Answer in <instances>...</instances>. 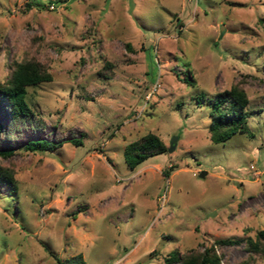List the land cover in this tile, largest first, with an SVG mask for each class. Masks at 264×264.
Here are the masks:
<instances>
[{"label":"rangeland","instance_id":"1","mask_svg":"<svg viewBox=\"0 0 264 264\" xmlns=\"http://www.w3.org/2000/svg\"><path fill=\"white\" fill-rule=\"evenodd\" d=\"M31 57L52 78L27 87L40 120L7 133L0 104V147L13 149L0 163L17 182H0V264H57L48 249L178 264L165 261L173 249L264 227V0H0V82ZM238 81L252 135L214 142L212 101ZM147 131L175 147L132 169L124 147ZM33 138L63 143L24 149ZM217 251L223 264L247 255Z\"/></svg>","mask_w":264,"mask_h":264},{"label":"trees","instance_id":"2","mask_svg":"<svg viewBox=\"0 0 264 264\" xmlns=\"http://www.w3.org/2000/svg\"><path fill=\"white\" fill-rule=\"evenodd\" d=\"M126 47L131 49L129 42L126 43ZM51 78L52 75L47 65L37 58H24L14 62L6 81L0 82V104H3L6 111L7 133H10L21 121L40 120L26 100L27 87L30 84L51 80ZM188 81L194 82L191 78ZM201 98L203 99V95ZM248 102V93L240 81L217 92L209 111L208 130L212 141L224 142L238 131H249L247 122L249 112L246 108ZM3 129L4 126L0 123V133ZM250 134L252 135V132ZM69 140L74 143L81 142L80 138ZM62 143V140L33 138L26 140L23 148L31 151H45L52 150ZM166 150L167 145L163 139L157 133L147 131L126 143L123 154L127 165L133 169L147 157ZM12 153V148L0 147V156L6 157ZM0 182L8 187L10 193L17 190L13 169L1 163ZM230 243H242L247 255L241 264H251L257 257H264V227L257 229L253 236L215 238L210 244L203 245L202 249L190 248L182 253L177 248L173 249L165 257V261L178 264H223L221 254L217 251V245ZM48 251L57 264H86L80 253L62 259L53 250L48 249Z\"/></svg>","mask_w":264,"mask_h":264},{"label":"water","instance_id":"3","mask_svg":"<svg viewBox=\"0 0 264 264\" xmlns=\"http://www.w3.org/2000/svg\"><path fill=\"white\" fill-rule=\"evenodd\" d=\"M175 139H176V137H173L171 140H170V142H169V146L167 147V150H172V149H174V147H175ZM206 173V171H201L199 174L201 175V176H203L204 174Z\"/></svg>","mask_w":264,"mask_h":264},{"label":"built area","instance_id":"4","mask_svg":"<svg viewBox=\"0 0 264 264\" xmlns=\"http://www.w3.org/2000/svg\"><path fill=\"white\" fill-rule=\"evenodd\" d=\"M51 7H53V4L51 5Z\"/></svg>","mask_w":264,"mask_h":264}]
</instances>
